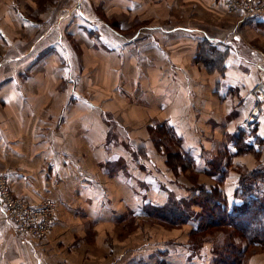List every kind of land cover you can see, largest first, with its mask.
I'll list each match as a JSON object with an SVG mask.
<instances>
[{
    "label": "crops",
    "instance_id": "crops-1",
    "mask_svg": "<svg viewBox=\"0 0 264 264\" xmlns=\"http://www.w3.org/2000/svg\"><path fill=\"white\" fill-rule=\"evenodd\" d=\"M79 2H0V176L14 195L56 204L50 233L28 241L0 207V264H207V248L115 230L161 220L188 166L227 195L235 166L262 162L264 16L219 0ZM203 42L224 55L212 69L196 59ZM239 129L262 139L257 153H235Z\"/></svg>",
    "mask_w": 264,
    "mask_h": 264
},
{
    "label": "trees",
    "instance_id": "trees-1",
    "mask_svg": "<svg viewBox=\"0 0 264 264\" xmlns=\"http://www.w3.org/2000/svg\"><path fill=\"white\" fill-rule=\"evenodd\" d=\"M222 57H224L222 52L216 51V48L211 46V44L203 42L197 52L196 59L202 60L207 64L209 69H212L213 66L221 62ZM221 66H223V64ZM169 130H171V128H169ZM171 132H168V137H170L169 141L177 142V137L175 135L173 136V132ZM245 132L244 129H239L238 132L232 136V141L236 148L235 153L242 154L246 151L257 153L253 146L245 140ZM249 133L256 135L253 129H250ZM254 137L256 140L259 139L258 142H261L262 139L257 135ZM166 153L168 158L177 160L178 153L172 152L168 146L166 148ZM219 155L223 157L227 155V153L221 151ZM243 169L244 168L241 166L234 167V170L241 178H239V184L236 186L235 192L231 197H228L222 191V188L216 185L212 188H204L203 186L198 188L202 191L201 194L205 195L203 196V203L207 213L201 224L195 225L191 234H199L202 236L205 233H209L210 229L222 226L232 227V229L236 231L234 232L232 230L231 233L229 232V237L232 239L227 243L225 247L226 250H224V253H228L230 250L229 256L234 255V257H232L230 261L224 257L217 258L214 264H244L240 258L246 248L237 250L234 245V236H232L237 232L241 233L239 235L238 233L236 234L239 236V239H247L249 243L256 244L264 241V164L260 163L256 168L240 171ZM167 208V212L165 211L163 213L161 211L158 213L162 221L176 224L188 220L187 216H184L183 212L180 211L179 202L171 200Z\"/></svg>",
    "mask_w": 264,
    "mask_h": 264
},
{
    "label": "rangeland",
    "instance_id": "rangeland-1",
    "mask_svg": "<svg viewBox=\"0 0 264 264\" xmlns=\"http://www.w3.org/2000/svg\"><path fill=\"white\" fill-rule=\"evenodd\" d=\"M2 0H0L1 2ZM43 1V0H41ZM75 0H72V2ZM78 1V0H77ZM38 9H42V7H38ZM27 14L33 13L32 9H26L25 11ZM23 15V14H22ZM32 31V30H31ZM26 43V46L29 47L33 43V38L29 39L27 38L22 45ZM259 140V139H258ZM258 140L254 141V148H261V145L263 144V141L258 142ZM246 153V152H245ZM244 156H247L246 154ZM249 164H246L244 166H241L245 169H251V163L252 160H247ZM264 164V157L262 158V162ZM188 165V164H187ZM250 166V167H249ZM256 168V167H255ZM186 179L182 178L184 182H177L181 183L184 187L185 192L181 193L182 198L180 197L179 200L177 199H171L172 201L179 202L180 211L183 212L184 216H187L188 219L194 220L196 222V225L201 224L203 218L206 216V209L203 203V196L202 191H200L198 188L204 187V188H212L214 186V181L205 183V182H197V174L193 171L191 167H187L186 170ZM204 176V175H203ZM181 178V177H179ZM177 178V179H179ZM206 177L204 176V179ZM239 176L235 178V180L232 182H227L225 185V191L228 193L227 196L231 197L233 196V193L235 192L236 186L239 184ZM195 179V181H194ZM217 187L222 186V184H215ZM248 185V184H247ZM8 186V184H7ZM244 194V193H242ZM240 196V195H239ZM50 198V197H45ZM44 199V198H43ZM52 199V198H51ZM241 199V198H240ZM27 200V199H25ZM53 200V199H52ZM28 201V200H27ZM29 202V201H28ZM30 203V202H29ZM203 203V204H202ZM206 205V204H205ZM207 207V205H206ZM55 218H56V204H55ZM54 223V222H53ZM182 223V222H181ZM171 224L169 222H164L162 220H159L158 218H150L147 220L138 219L137 222H135L134 219H127L125 221V228H116L115 232L117 233V236L121 237V235H129V230H138V236H141L140 232L146 233V237L143 236V242H147L151 240V238H154V240H161L164 236L166 237L167 243H181L189 246V249H195L194 254L197 252H200L201 250L207 248L206 254L208 257H206V261L210 258V262H206L207 264H214L215 260L220 257L227 258L229 261L232 260V257L234 255L229 256L230 250L228 253H224L226 250L227 243L232 239L229 237V232L231 233L232 227L229 226H222L218 228H212L210 229L209 233H205L202 236L199 234L193 235L192 232V226H187L186 224ZM149 224V225H148ZM148 225V226H146ZM53 226V225H52ZM143 228L146 229V231H142ZM52 229V228H51ZM122 229V230H121ZM51 231V230H50ZM209 231V230H208ZM236 232V231H234ZM50 233V232H49ZM48 233V234H49ZM238 235L241 234L240 232H237ZM236 233V234H237ZM14 234V233H13ZM47 234V235H48ZM236 234H233L234 236V245L236 246L237 250L245 249L240 260L244 262V264H264V241L262 243H249L247 239H239ZM46 235V236H47ZM45 236V237H46ZM45 237L42 238H35V240H42ZM34 240V239H33ZM142 242V243H143ZM156 245L157 243L154 242ZM161 245V243H160ZM184 245V246H185ZM165 246V242H164ZM224 255V256H223ZM237 257V256H236ZM238 259V257H237Z\"/></svg>",
    "mask_w": 264,
    "mask_h": 264
},
{
    "label": "built area",
    "instance_id": "built-area-1",
    "mask_svg": "<svg viewBox=\"0 0 264 264\" xmlns=\"http://www.w3.org/2000/svg\"><path fill=\"white\" fill-rule=\"evenodd\" d=\"M77 1V8L80 5ZM221 8L229 12H239L241 18L254 20L264 16V0H219ZM260 96L255 97L247 123L255 120L260 111ZM0 207L4 218L10 223L12 232L22 240L45 237L55 220V202L44 198L36 204L14 195L7 186L6 179L0 176Z\"/></svg>",
    "mask_w": 264,
    "mask_h": 264
}]
</instances>
